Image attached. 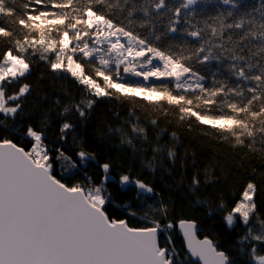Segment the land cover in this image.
<instances>
[{
  "label": "snow or ice",
  "instance_id": "6c2138e0",
  "mask_svg": "<svg viewBox=\"0 0 264 264\" xmlns=\"http://www.w3.org/2000/svg\"><path fill=\"white\" fill-rule=\"evenodd\" d=\"M200 2L211 0H0V264H185L177 249L167 246L173 245L170 235L166 246L159 242L160 235L174 227L172 222L162 223L169 215L163 202L159 207L147 205L143 215L132 202L117 204L127 217L110 216L106 206L114 203V197L107 185L116 179L111 163L99 164L103 171L99 183L88 177L86 184H68L56 176V161L67 162L61 171L72 174L96 161V156L83 149L76 153L78 161L59 149L50 155L45 144L48 113L38 125L26 122L30 113L25 104L32 86L20 81L31 73L30 57L38 56L58 74L56 79L67 73L88 97H140L165 115L175 110L181 121L194 118L221 139L232 141L234 148L264 151V2L251 12H241L248 7L242 0H220L230 8L212 18L218 26L203 28L182 11L194 12L193 6ZM32 4L54 10L41 11ZM182 15L187 27L178 28ZM229 17L233 22H226ZM164 18L168 20L164 31H157V22ZM177 32L182 33L181 43L167 42L168 34ZM212 61L226 68L228 77L234 78L231 83L226 77L205 86L206 77L196 65ZM124 74L160 83L128 82ZM95 102L85 97L58 113L64 118L60 140L75 131L69 117L85 118ZM131 132L147 139L145 129L136 124ZM9 136L31 146L26 150ZM121 143L135 151L133 139ZM153 153L145 165L153 172L157 162L162 166L165 160L172 164L177 160L174 147L157 146ZM212 175L205 169L202 184L200 173H194L188 193L196 196ZM118 183L125 192L134 186L137 201L154 198V187L130 173H122ZM256 193L257 184L250 180L230 210L223 197L214 209L209 206L210 212H225L229 228L243 225L234 247L246 264H264V215L258 212ZM179 228L188 253L199 264H237L217 242L197 238L195 220L181 219Z\"/></svg>",
  "mask_w": 264,
  "mask_h": 264
},
{
  "label": "trees",
  "instance_id": "16d2710c",
  "mask_svg": "<svg viewBox=\"0 0 264 264\" xmlns=\"http://www.w3.org/2000/svg\"><path fill=\"white\" fill-rule=\"evenodd\" d=\"M261 2L264 0H242V3L248 7L240 11L251 12L253 7L259 8ZM31 6L41 11L54 10L50 5L32 4ZM193 8L194 12L191 10L182 11L189 13L187 18L192 24L203 28L205 24H217L212 18L220 13H226L230 6L223 5L220 0H211L208 3L200 2ZM233 11L236 12V10ZM238 15L239 12H237ZM252 15H258V13L253 12ZM122 19L120 17L117 23ZM226 22H233V18L229 17ZM124 23L127 24V21ZM167 23V18L157 22L156 30L164 31V26ZM177 27H187L184 24L183 15L181 23ZM135 30L142 35H147L144 29L136 28ZM181 36L180 32L170 33L166 39L169 43L179 44ZM160 46L166 47V44H160ZM2 50L0 48V51ZM30 59L31 73L27 79L20 81L21 84L28 83L32 86V93L27 97L25 104V109L30 113V118L26 122L38 125L42 115L45 112L48 113L50 124L45 130L47 134L45 144L53 157L57 154V149L77 161L76 153L81 149L94 153L96 156V161H89L86 168L81 166L72 174L61 171L62 166L67 162L56 161L55 174L58 178L63 177L64 182L68 184H86L88 177H91L96 183H99L103 176L99 164L109 162L113 165L111 175L116 178L115 182H110L107 185L108 191L114 197V203L106 206L110 216L120 219L127 217L126 212L116 207L117 204L123 205L132 202L138 205L136 210L139 215H143L147 205L159 207L163 202L169 207V215L162 223L172 222L174 227L160 235L159 242L162 247L167 245V238L170 235L173 246L180 253V259L185 261V264H197L188 257L183 242L176 231V223L179 220H195L200 236H207L217 242L221 250H228L229 255L237 261V264H246V259L239 256L234 247L238 237L243 234V225L237 223L233 228H229L223 219L225 212H210L209 206L214 209L220 198L223 197L228 210H230L234 206V201L239 199L243 188L251 180L257 184L255 201L258 212L264 215V183L261 182L264 177V151L250 152L247 148H234L232 141L221 139L213 129L199 125L194 118L181 121L175 110H169L165 115L164 111L149 105L140 97L117 98L113 96L98 99L88 97L85 88L67 73H60L61 78L56 79L58 74L52 73L50 68L39 60L38 56L30 57ZM196 67L202 75H205L204 84L206 87H212L214 80H224L228 77L226 68L218 65L216 61L205 65H196ZM233 79L228 77V82L231 83ZM125 80L135 82L132 79ZM165 82L167 83V81ZM137 83L144 82L137 81ZM148 83L159 84L160 81ZM15 90H18V87ZM9 93H11V89ZM85 97L96 99L95 104L86 111L85 118H80L78 114L69 117L70 122L75 126V131L68 134L65 140H60L59 127L64 122V118L60 117L58 113L66 105L77 103ZM57 99L61 101L59 105L55 104ZM49 109L51 111H48ZM152 120H156L157 123L153 125ZM133 124L145 129L147 139L131 132ZM173 133H175V138ZM74 136L76 137L75 141ZM9 138L25 149L31 146L29 141L19 137L9 136ZM128 138L133 139L135 151L128 144L121 143L122 139ZM157 146L174 147L177 152V160L175 164L165 160L162 166L157 162L156 171L153 172L145 165L153 159V149ZM257 146L259 147V144ZM205 169L214 175L210 177L208 184L202 186L200 193L192 196L187 190L191 177L194 173L199 172L203 184ZM122 173H130L132 178H139L150 183L155 189L154 198H146V202L135 200L134 186L129 191H121L118 182ZM152 195L146 194V197H152ZM197 199L206 200L208 203L198 204L196 203ZM133 219L138 220L139 216ZM141 223L145 222L141 221Z\"/></svg>",
  "mask_w": 264,
  "mask_h": 264
},
{
  "label": "water",
  "instance_id": "95a60500",
  "mask_svg": "<svg viewBox=\"0 0 264 264\" xmlns=\"http://www.w3.org/2000/svg\"><path fill=\"white\" fill-rule=\"evenodd\" d=\"M189 220H190V219H189ZM179 221H180V220H179ZM179 221L176 223L177 234L180 236V238H181V240H182V242H183V245H184V248H185V251H186L188 257H189L192 261H194V262H196V263L199 264L198 259L195 258V257H191L190 253H188V251H187L186 245H185V243H184V237H183V234H182V232H181V230H180V228H179ZM196 224H197V223H196ZM197 228H198V226H197ZM204 237H206V236H200V235H199V228H198L197 238H198V239H203Z\"/></svg>",
  "mask_w": 264,
  "mask_h": 264
},
{
  "label": "rangeland",
  "instance_id": "374dc122",
  "mask_svg": "<svg viewBox=\"0 0 264 264\" xmlns=\"http://www.w3.org/2000/svg\"><path fill=\"white\" fill-rule=\"evenodd\" d=\"M154 63H159L158 61H154ZM113 70H115V66L113 65ZM121 73H122V68H121ZM123 74V73H122ZM125 75V79H142V78H139V77H134V76H129L127 74H124ZM150 81H156V80H150ZM204 82V81H203ZM11 94V93H9Z\"/></svg>",
  "mask_w": 264,
  "mask_h": 264
},
{
  "label": "bare ground",
  "instance_id": "6f19581e",
  "mask_svg": "<svg viewBox=\"0 0 264 264\" xmlns=\"http://www.w3.org/2000/svg\"><path fill=\"white\" fill-rule=\"evenodd\" d=\"M133 81H135V82H144L142 79H133ZM150 82V81H149ZM144 83H148V82H144ZM204 83V82H203ZM27 150V149H26ZM177 231V230H176ZM163 234H165V233H163ZM179 236V235H178ZM180 237V236H179ZM168 247H172L173 245H167ZM198 264V263H197Z\"/></svg>",
  "mask_w": 264,
  "mask_h": 264
}]
</instances>
